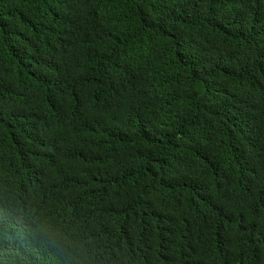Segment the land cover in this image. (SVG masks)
<instances>
[{"label":"trees","instance_id":"obj_1","mask_svg":"<svg viewBox=\"0 0 264 264\" xmlns=\"http://www.w3.org/2000/svg\"><path fill=\"white\" fill-rule=\"evenodd\" d=\"M0 264H264V0H0Z\"/></svg>","mask_w":264,"mask_h":264}]
</instances>
